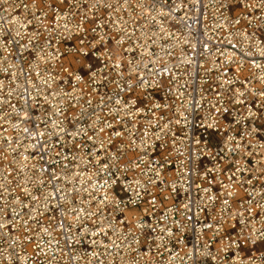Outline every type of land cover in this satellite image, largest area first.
Here are the masks:
<instances>
[{"label":"built area","instance_id":"1","mask_svg":"<svg viewBox=\"0 0 264 264\" xmlns=\"http://www.w3.org/2000/svg\"><path fill=\"white\" fill-rule=\"evenodd\" d=\"M0 264H264V0H0Z\"/></svg>","mask_w":264,"mask_h":264}]
</instances>
